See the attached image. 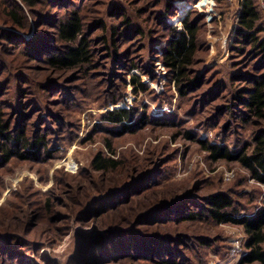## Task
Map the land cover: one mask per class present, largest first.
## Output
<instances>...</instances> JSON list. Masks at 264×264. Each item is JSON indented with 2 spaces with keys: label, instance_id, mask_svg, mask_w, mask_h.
Wrapping results in <instances>:
<instances>
[{
  "label": "rangeland",
  "instance_id": "1",
  "mask_svg": "<svg viewBox=\"0 0 264 264\" xmlns=\"http://www.w3.org/2000/svg\"><path fill=\"white\" fill-rule=\"evenodd\" d=\"M7 1L0 0V123L28 140L44 136L47 151L0 163V262L239 264L240 226L185 216L216 191L229 193L240 213L264 206L262 185L203 148L235 153L264 129V112L242 105L254 79H264V54L239 49L241 0H42L17 13L22 28ZM68 2L82 18L89 60L60 69L47 57L65 51L54 26ZM255 5L264 43V1ZM184 18L198 28L188 73L198 79L182 94L159 51ZM134 71L143 91L129 83ZM122 107L132 120L107 122L108 111ZM96 156L117 167L95 170Z\"/></svg>",
  "mask_w": 264,
  "mask_h": 264
},
{
  "label": "trees",
  "instance_id": "2",
  "mask_svg": "<svg viewBox=\"0 0 264 264\" xmlns=\"http://www.w3.org/2000/svg\"><path fill=\"white\" fill-rule=\"evenodd\" d=\"M42 0H8V6L14 7L7 15L14 20L18 28L21 27V19L17 14L41 4ZM65 0H49V2L59 5ZM192 1V0H190ZM264 1V0H263ZM70 3L63 4L64 13L58 18L55 24L57 39L64 46V53L52 54L47 57V62L51 66L60 69H72L81 64L88 63V46L83 35V22L78 11L68 8ZM259 12L255 5V0H241L239 12V27L236 31V39L241 42L240 50H245V46H250L252 50L257 49L258 54H264V43L256 36ZM169 38L166 45L159 51V61L163 67L169 71L170 77L182 94L193 87L197 81L190 76L189 67L193 64L197 50L198 28L191 20L184 18L181 24L170 26ZM38 52V50H35ZM135 68L130 69V71ZM130 85L138 91L145 89L144 84L134 71L129 76ZM243 106L255 115L262 117L264 112V79L255 78L254 85L248 90L247 97L242 102ZM115 104V102H114ZM134 114L130 108H115L108 111L106 120L109 123L125 124L131 121ZM141 121V119H139ZM137 123V122H135ZM8 125L0 123V139L6 141V145L0 142V163L7 164L12 157L26 159L29 155H38L46 150V140L44 136H39L34 140L25 138L24 132L12 135ZM212 154L214 160H225L236 162L242 167L250 179L264 187V129L257 131L253 136L252 145H246L235 153L230 152L224 146L205 144L203 147ZM51 155L50 152H46ZM95 170L103 171L116 168L117 164L112 159L107 160L96 156L92 161ZM138 181L135 178L130 184ZM124 187H127L128 185ZM117 191V190H113ZM110 192V193H113ZM184 195L175 198L168 204H163L167 208L174 207ZM264 203V198H263ZM162 208L158 206L144 213L147 215ZM199 210L190 211L185 216L187 220L210 219L216 224H231L240 226L245 234L244 247L246 252L239 259V264H264V206L257 208L252 214L240 213L239 207L235 204L231 195L224 191L210 193L204 198V204ZM82 240V239H81ZM201 243L207 242L204 238H199ZM0 264H16L14 262L1 261Z\"/></svg>",
  "mask_w": 264,
  "mask_h": 264
}]
</instances>
